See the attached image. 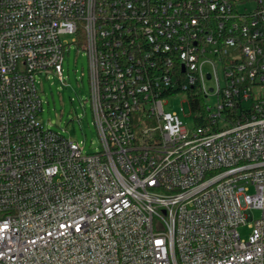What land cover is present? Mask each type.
Segmentation results:
<instances>
[{"label": "built area", "instance_id": "2783aa9c", "mask_svg": "<svg viewBox=\"0 0 264 264\" xmlns=\"http://www.w3.org/2000/svg\"><path fill=\"white\" fill-rule=\"evenodd\" d=\"M65 34L99 151L39 118ZM0 264H264V0H0Z\"/></svg>", "mask_w": 264, "mask_h": 264}, {"label": "rangeland", "instance_id": "374dc122", "mask_svg": "<svg viewBox=\"0 0 264 264\" xmlns=\"http://www.w3.org/2000/svg\"><path fill=\"white\" fill-rule=\"evenodd\" d=\"M78 41L81 37L77 34H65L64 39L70 43L65 46L63 61V78L54 72L36 74L39 95L42 99L43 110L39 118L45 127L60 132L64 136L80 143L85 153H91L102 149V142L95 124L92 108L89 58L86 50ZM205 71L210 70V65L204 66ZM220 76L223 71L219 69ZM215 85V80L207 83ZM168 102L165 109L178 111L188 128L195 124L194 113L190 102L189 91H176L165 97ZM206 104L214 110L217 102L216 96L204 97ZM253 188H251V193ZM254 219L261 216V210L253 211ZM253 222L249 220L247 223ZM243 237H247L250 229L247 225L239 227Z\"/></svg>", "mask_w": 264, "mask_h": 264}, {"label": "trees", "instance_id": "16d2710c", "mask_svg": "<svg viewBox=\"0 0 264 264\" xmlns=\"http://www.w3.org/2000/svg\"><path fill=\"white\" fill-rule=\"evenodd\" d=\"M190 102L192 106V111L194 113L195 124L199 125L205 121L203 118L206 113L205 110V100L204 96L198 92L196 88L189 91Z\"/></svg>", "mask_w": 264, "mask_h": 264}]
</instances>
